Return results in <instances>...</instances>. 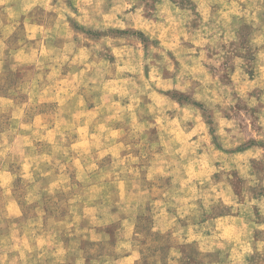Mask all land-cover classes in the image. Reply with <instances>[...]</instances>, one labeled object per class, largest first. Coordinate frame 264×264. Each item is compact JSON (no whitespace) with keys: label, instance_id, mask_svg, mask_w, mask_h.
Here are the masks:
<instances>
[{"label":"clouds","instance_id":"9594fccd","mask_svg":"<svg viewBox=\"0 0 264 264\" xmlns=\"http://www.w3.org/2000/svg\"><path fill=\"white\" fill-rule=\"evenodd\" d=\"M151 2V0H149ZM104 0H81L76 4L83 14V20H89L90 16L99 20L97 27H101L103 22L108 19H113L115 14L122 12L126 8H131L138 3V0H130L128 3H123L120 0L113 9V13L109 17H105L102 11ZM197 11L202 16V20L197 21L199 27L197 30L191 29V23L196 20L192 12L189 10L181 11L179 7L171 3V0H160L157 4V10L152 14L153 20L145 21L154 31H168L173 37L183 36L185 41L196 43L200 46L199 59H195L196 49L183 48L181 51L185 56L184 63L189 62L193 65L191 68H185L181 71L178 80L180 83L172 84L169 82V87H175L184 91L191 86V81H200L201 87L197 89L196 99H202L207 102L208 106L214 114V119L220 127L217 129L216 135L221 137L223 148H235L239 143H243L246 139L256 138L264 140V108L259 112V120L256 121V129L253 130L251 117L245 115L243 111L232 120L224 119V112L230 106H234L236 100L233 99L232 93L238 92L240 98L243 99L249 107H256L258 101L256 98H249L247 92L255 87L264 88V0H197ZM221 4L219 10L214 11V6ZM243 5V6H242ZM36 5L28 2V0H14L12 4L4 3L3 11L6 18L12 20L16 18V22L5 26L4 20L0 19V67L5 61H17L20 59H29L24 56L25 50L31 52V45L26 43L25 39L18 41L17 47L10 48L8 38L17 30L18 18L26 16L27 12ZM41 7L58 11L69 16L72 12L63 4V0L55 8H50L49 4H42ZM144 12L141 6L137 8L135 16H128L126 19H137ZM45 27L48 26L49 18L47 14L41 18ZM28 20L26 19L25 23ZM241 23L248 24L254 29V38L252 44L260 48L259 52V76L257 80L249 82L247 75L244 74L242 65L244 61L239 57L232 56L231 63L236 66V75L233 77L235 84L232 87L225 86L219 82V75L223 74L224 69L221 65L225 63L227 56L232 55L231 48L225 49L224 45H231L233 41H237V31ZM123 26V25H121ZM185 26H188L187 28ZM57 27L67 29L66 24L59 23ZM53 31L55 29H52ZM44 38L47 39L48 33L44 29H40ZM31 32V29H30ZM23 36L24 34L21 33ZM31 39V35L27 36ZM85 40L81 37V41ZM116 43L110 39L102 40L100 44L94 45L92 52L104 51L101 45ZM158 51L152 49V52ZM73 54V47L64 52L59 53L61 58L66 59L67 55ZM164 56V52H160ZM208 55L212 58L208 59ZM35 59V57H31ZM54 59L50 57L49 61ZM48 61H46L47 63ZM148 62V61H145ZM39 63V62H38ZM72 63H75L73 61ZM202 63L213 65L217 68L219 75L215 80L209 77V74L202 67ZM50 66H54L51 65ZM71 67V64L69 65ZM12 70L18 67V64L10 65ZM157 68H166L171 71L170 62L159 61L156 64ZM129 71H139V66L136 69H128ZM89 69H85V72ZM114 68H109L107 65L96 66L92 75L84 77L83 83L85 89L91 91H101L106 85L104 77L113 75ZM83 76V73H81ZM189 79H185V78ZM38 80L39 77L37 76ZM142 79V77H140ZM35 83V81L33 82ZM129 87L127 95L134 99L146 94L144 85H138L135 82H128ZM148 82H145L147 84ZM89 85L92 87L89 88ZM260 104H264V96L260 97ZM219 105V109H217ZM139 109V103H136ZM147 112L140 109V115H151L153 113H162L167 109L157 108L155 105L146 106ZM194 119L199 122L201 120L199 112L193 113ZM122 118V117H121ZM107 119H112L108 116ZM167 118L165 117V120ZM135 117H133V121ZM153 125H136L132 124V130L128 133L126 143L131 150L139 149V157L144 162V167L138 171H131V161L128 166H123L124 161L118 160L113 167L108 171H101L95 174L94 179L89 180L87 177L88 190H82L77 195L85 198V203L100 199L103 203L95 204L94 211L103 219H97L92 216V224H108L113 221H118L121 225L120 229V244L110 250L109 256L105 259V264H128L125 259L127 253H131L132 259L139 260L141 255L147 260V264H164L159 253L152 255L150 249L154 247L151 238L137 233L133 236L132 229L136 223V216L143 209L146 202L151 201L153 197L163 198V203L159 200L153 205L155 213L156 225L152 227V233L160 232L161 234L171 230V242L173 247L166 257V264H180V252L175 247L176 244L189 243L192 239L199 242L200 251L203 253L220 252V257L213 264H246L245 257L253 251V232L257 229L264 231V225H256L248 220L251 216V210L254 205L259 206L264 213V199L257 201L250 198L247 188L255 187L260 184L255 175H249L250 164L249 159H260L264 157V149H260L255 153L248 151L244 155L233 156L225 155L223 152H217L207 141L210 139L206 132L201 135L199 140L184 147L177 148L175 137L169 135L167 137V145L163 152L157 153L159 144L148 145L146 139H143L146 128ZM202 127V125H201ZM225 128L231 129L230 132L225 131ZM243 129V130H242ZM108 150H111L109 147ZM198 150L203 152V155L198 154ZM151 157V159H149ZM85 160V168L89 171L97 167L98 160L95 158L82 157ZM219 167H216V164ZM197 169L196 173L192 172V168ZM119 168V171L116 169ZM233 169H238L240 175L247 181L245 191L243 193V201L237 199L232 193V188L229 181L232 179L231 172ZM38 171L37 169H34ZM146 173L147 180L152 182V190L145 186L144 191L140 192L137 189L144 183L140 179V172ZM185 172L188 173V178L185 177ZM219 172L222 174L219 183L211 180L212 173ZM109 176L112 177L109 180ZM172 177V187L170 189H161V178ZM193 178L198 181L193 183ZM66 181V176H65ZM80 179V177H77ZM107 181V184H105ZM121 182L128 185V195L124 199H120V193L113 191L106 197H98L97 195H89V193L98 194L103 191L109 184L120 186ZM95 185H99L96 187ZM179 185V186H178ZM207 187H202V186ZM40 185H36L39 188ZM56 185H53L55 188ZM35 189H33V192ZM51 191V189H45ZM25 199L29 204L33 200H38V195H33L30 192ZM199 202V203H198ZM224 205L231 206V213H239L238 216L228 214L224 209ZM117 207L118 211L112 215L111 209ZM167 208L175 210V215H168L165 211ZM187 218V227H182L177 223V220ZM201 221H206L201 223ZM39 221H29V227L25 231L22 227L12 225V236L3 242L2 254H0V264H64L65 252L72 257L71 264H84L85 255L79 249V239L72 242L67 249L56 239V232L42 230L38 227ZM71 227V226H69ZM76 232L71 233L77 238L92 239L100 241L102 238L95 235H85L94 231V229H84L82 233L79 230V225L76 226ZM62 229H57L59 231ZM19 231H24L26 241L21 243L20 247L16 244V234ZM195 233V234H193ZM147 240V243L142 241ZM256 250L264 254V240L256 243ZM18 253V254H17ZM54 258V259H53ZM141 264H145L141 260ZM203 264H209L207 259H204Z\"/></svg>","mask_w":264,"mask_h":264},{"label":"rangeland","instance_id":"374dc122","mask_svg":"<svg viewBox=\"0 0 264 264\" xmlns=\"http://www.w3.org/2000/svg\"><path fill=\"white\" fill-rule=\"evenodd\" d=\"M68 1L70 6L71 0ZM118 2H120V0H104L102 7L103 13L105 14L109 11L113 13L111 9L113 6H116ZM128 2H130V0H123V3ZM159 2L160 0H151V2H149V0H138L135 6L118 12L113 19L105 20L101 27L95 26L94 29L83 27L75 22V18L68 15V29L65 31V29L60 28L58 31L65 33L70 32L71 35H75V38L62 52L66 54L70 46L73 47V50L77 47L82 48L83 52H79L78 55L79 69L73 70L77 67H74V63H72L75 58L73 56L74 53L72 55H67L66 59L61 58V56L52 55L54 59L51 60V63L55 68L51 72H22L15 73L14 75L9 73L10 77L8 76V78L5 79L6 81L10 80L11 88L13 87L16 94V99L22 105L23 103L26 105L30 100L32 102L28 110L25 105H21L22 107L17 109V112L13 114L14 122L11 121L12 118L6 117L3 119L1 127L5 128L12 125L14 128L26 130L23 128L24 125L21 123L18 124L21 119L18 118V116H20L23 111L27 113L29 119L34 118L39 112L47 115L45 122L46 128L43 129V127H41L39 130H36L37 136L35 138L32 137L34 145L33 142L27 140L28 137H25L24 140L23 137L20 138L23 141H21L19 145L23 148L22 151H26L18 152L16 158L22 159L24 155L30 156L25 162L26 166L14 169L11 168L9 170L10 172L13 171V173L19 177L18 184L15 185V191L21 198V203L25 209L41 210L44 205H46L51 209L53 220H55L54 218L59 217L61 210L70 216L75 214L77 208L78 210L82 209L84 212H88L89 210H94L95 204L103 203L104 201L100 199L87 203H85L84 197L83 199H75V193H80L81 187L85 185L84 188L86 189L83 190H88V185L85 184L86 180L84 178H88L89 175L86 174L88 170L81 167V155L83 154L84 157L93 156L95 159H99L101 167H104V171H108V165L114 160L113 156L105 154L104 151H99V147L120 143L128 149L125 150V152L132 151L139 154V149L131 150L128 147V143H126L128 133L132 130L133 122L136 125H153L145 129L142 138L146 139L148 145L159 144V148L157 149L158 154L163 152L167 145V135L169 136L170 134L167 133V135H165V131L168 132L169 129L173 130L179 126L177 123H171L169 118L178 113L186 117L192 116L193 112L191 110L182 111L181 108L185 104L194 106L195 111L199 112L200 116L204 118L203 121L208 131L213 132V121L210 115L211 109H208L200 103L193 102V99L186 93L181 92V90H164L166 85L163 84V82H165L166 78L169 79L181 73L179 71L181 62H179L180 60H178V58H185L181 49H191L190 46L193 45V43L185 41L183 36L173 37L168 31H154L149 24L145 23V21L153 20L152 14L157 10L156 6ZM224 2H231V0H224ZM171 3L179 7L181 11L189 10L192 12L196 20L192 21L191 29L197 30L199 27L197 21L202 20V16L197 11V0H171ZM141 6L144 8V12L140 17L137 19H126V17L130 15L135 16L137 8ZM220 7L221 4H216L214 6V11L219 10ZM44 16L41 10L36 11V17L42 18ZM185 27L187 28L188 26ZM251 31L252 28L250 25L241 23L236 33L238 38L237 41H233L231 45L223 46L225 49L231 48L232 50V55L227 56L225 63L221 65L224 71L220 76L222 81L227 84L229 72L234 66V64L231 63L233 55L242 57L248 64L250 76L253 75L250 66L253 52L246 45L247 37L250 35ZM81 37L85 38L83 42L81 41ZM105 39H110L116 43L112 44V46L103 44L101 47H103L104 51L93 54L90 49H93L94 45L100 44L101 41ZM51 42L55 41L52 39ZM152 49H157L158 51L152 52ZM51 51L54 52V48H51ZM161 51L164 52V56L160 55ZM47 55L45 57L43 54L37 58V63L39 62L38 67H43L46 61H49L51 55L48 57ZM165 57L167 58V62L171 64V71L166 68L156 67L157 62L165 61ZM208 57V59L212 58L211 55H208ZM98 63L100 65H107L109 68H114V72L113 75L104 77V84L106 87L99 91L103 98V102H101V106H98H100V109L103 111L99 110L97 113L90 114L88 107L94 106L95 104L91 103L88 105L86 102L82 103V98L80 97H86L89 92L85 89L83 83L84 77L92 75ZM70 64L71 67L69 66ZM205 65L209 70L211 69L213 73H215L214 70L217 69L215 66ZM138 66V72L128 70L129 68L136 69ZM86 68L89 69V71L85 72ZM66 70L71 73L67 74ZM81 73H83V76ZM37 76L39 77L38 80L36 79ZM140 77H142V79H140ZM185 79L188 78L186 77ZM63 80H66L65 84H62ZM34 81L35 83H33ZM50 82H53L51 84L52 88L43 87L45 84L49 86ZM128 82L144 85L146 94L135 98L136 102H134V99L127 95L129 87ZM145 82L148 83L145 84ZM73 94H77L78 98L74 99ZM39 96H41V99ZM233 99H235L234 96ZM67 102L69 103L67 104ZM137 102L139 103V109L136 107ZM148 105H155L157 108H166L167 110L162 113L156 112L151 115L146 114L141 116L140 109H144L145 112H147L146 106ZM79 109L80 111L82 110L81 112L85 115L80 120H67L57 117L59 110L63 111L60 113L61 115L63 114L64 116L66 114L70 116L72 113L79 112ZM241 111H243L245 115L253 118L255 109H250L244 101H236L235 105L230 106L225 113L228 114V116L236 117ZM108 116H111L112 119H107ZM133 117H135L134 121ZM139 117L141 119L140 122L136 120V118L138 119ZM165 117L167 118L166 120ZM25 119L28 120L26 117ZM155 119H157L156 125L154 124ZM40 123L44 125L43 120L40 121ZM187 123H190L189 120H183L181 126L188 128L189 125ZM77 126L80 128L82 127L81 129L83 132L77 131ZM156 128L161 133L160 135L164 134L163 139L162 136L159 138L160 135L158 131L156 132ZM95 129L99 131V140L95 141L93 139L87 141L88 139L84 138L85 144L84 147H82L80 144L82 142L80 133H84V137L88 131L92 132V130ZM255 129L256 125L253 124V130ZM48 130L51 131L50 136H43V133ZM29 132L31 133L32 130H29ZM45 137L47 138L46 140ZM9 140L10 138L6 141L0 140V145L9 144ZM215 142L217 143L216 140ZM82 148H87V150L80 151ZM3 154L4 153H2V155ZM149 159H151V157H149ZM121 160H123V158H121ZM127 163L128 162H126V164ZM254 165L255 167L253 166L251 171L257 172V169L259 170V168L256 167L258 164ZM37 168L38 171H35L34 169ZM260 172H264V169L260 168ZM184 175L188 178L187 172H185ZM29 176L33 179L40 178L43 180L42 182L39 180L40 182L30 184L28 182ZM65 176L66 181L64 179ZM77 177H80V179H77ZM221 177L222 174L219 172L212 173L211 180L219 183ZM231 177L232 179L229 181V184L232 188V193H235L237 199L242 202L247 181L240 175L237 169L231 172ZM44 179H49L50 181L44 183ZM36 185H40V187L36 188ZM53 185H56V187L53 188ZM59 186L62 187L61 191H58ZM202 187L207 186L205 185ZM6 189L7 187L0 188V193H5ZM33 189H35L34 192ZM45 189H51V191H45ZM246 190L250 194L251 199L257 200L264 196V183L257 184L255 187L247 188ZM103 191L104 192L101 191L98 194L89 193V195L94 194L98 197H102L104 195L103 193H105V190ZM30 192H32L33 195L39 196V199L33 200L31 204L25 199ZM43 192L47 195L43 196ZM48 193H50V195ZM224 207L226 206L224 205ZM227 207L229 209V205ZM251 213V216L248 217V220L251 222L257 223L261 220L264 221V213H262L259 206L254 205ZM261 214L262 217L260 216ZM71 218L74 217L72 216ZM100 219H103V217H100ZM148 219L149 217L143 218V220H141V223H143L142 225L147 226ZM10 222L11 220L3 221L0 219V227H6ZM67 222L70 224V221ZM254 256L258 258V264H264V254L258 252L255 253Z\"/></svg>","mask_w":264,"mask_h":264},{"label":"crops","instance_id":"0c3cea01","mask_svg":"<svg viewBox=\"0 0 264 264\" xmlns=\"http://www.w3.org/2000/svg\"><path fill=\"white\" fill-rule=\"evenodd\" d=\"M13 2L14 0H0V19L4 20L5 26H7L10 23L16 22V18H13L12 20L7 19L6 14L3 11L4 3L12 4ZM28 2H31L35 4L36 6L30 9L27 12L26 16H20L18 18L17 30L14 31L11 34V36H9L8 44L10 48H15L16 51L19 52L20 48L17 47L18 41L20 39H25L26 43L31 45V52L27 50H25L24 52V56L29 57V59L27 60L20 59L17 61L8 60V61H5L2 67H0V140L6 141L10 138L9 144L0 145V188L7 187L5 193L4 192L0 193V219L3 221L11 220V222L8 223L6 227L5 226L0 227V254H2L3 242L7 240L10 236H12V225H17L18 227H22L26 231L27 228L29 227L30 220L33 221V223H35V221L38 220L39 221L38 227H40L42 230L51 229L56 232V239L64 246L65 249H67L70 245H72V242L74 240L79 239V249L82 253H84L86 257L84 260V264H105V259L109 256L110 250L112 248L117 247L120 244L121 225L118 221H113L112 223H108V224L101 223V224L93 225L92 216H96L97 219H100V216H98L94 212V210H89L88 212H84L82 209L78 210V208L76 209L75 214H72L70 216L69 214L67 215L63 210H61V212L59 213V217L54 218L55 220H53V213L51 209H49V207L46 205H44V207L41 210H38V209L27 210L23 207V204L21 203V198L15 191L16 189L15 185L18 184L19 177L18 175H15L13 171L11 172L9 171L11 168L14 169L17 167L26 166L25 162L27 159L30 158V156L24 155L22 159L16 158L18 152L20 153V152L26 151V150L22 151L23 148L20 147L19 144L21 141L25 139V137H28L27 140H29V142H33V145H34V141L32 137L35 138L37 136L36 130H39L41 127H43V129L46 128L45 122L47 119V115L45 113L42 114L41 112H39V114H37L34 118L29 119L27 113H24L23 111V113H21V115L18 116V118H21L18 124L21 123L22 125H24L23 128H25L26 130L24 129L20 130L18 128H14L12 125L10 127H5V128L1 127L2 120L5 119L6 117L10 119L12 118L11 121L14 122L13 114L17 112V109H19V107H22L25 105L24 103L22 105L16 99V94H15V91L13 90V87L11 88L10 80L6 81L5 79L8 78V76L10 77L9 73L14 75L15 73H22V72H27V73L35 72V71L51 72L55 68V66H50V64L52 65L51 61H48L47 63H45L43 67H38L39 64L37 63V58L39 56H42L43 54L45 55V57L47 54H48L47 57L50 55L51 57L52 55L60 56L59 53L64 51L65 47L71 44V41L75 38V35L74 36L71 35L70 32L65 33L62 31L60 32L58 31L60 28L57 27V24L62 23V24L68 25L69 18L66 13L63 14V16L61 17L60 12L51 11V10L41 7L42 4H49L50 8H55L60 3V0H28ZM78 2H81V0H71V4L69 6V1L63 0V4L69 9L70 12H73V15L71 16L72 18H75L76 23L82 25L83 27L94 29L97 23H99L100 21L91 16L89 20L87 21L83 20L82 18L83 14L80 12V9L76 7V4ZM115 7L116 6H113L111 11H113ZM37 10H41L43 12V15L47 14V17L49 18V23L47 27H45L44 22L41 18L36 17ZM111 15L112 13H110V11L104 14L105 17H109ZM26 19L28 20L27 23H25ZM30 29H31V32H30ZM40 29H44V31L48 33L47 39L44 38V35L40 31ZM52 29H55V30L53 31ZM21 33H23L24 35L22 36ZM28 35H31L30 40L27 39ZM253 38H254V29L252 28L250 35L247 37V43H246L247 47H249V49H251L253 52L252 53L253 57L250 60L251 71L253 72L252 76H250L249 74V67H248L247 62L242 57H239L240 59L244 61V64L241 67L243 69L244 74L247 75L249 82L257 80L259 76L258 69L260 65V59H259L260 48L252 44ZM52 39L55 42H51ZM190 47L191 49H196L195 59H199L200 46L196 43H193V45H191ZM51 48H54L55 51L54 52L51 51ZM79 52L82 53L83 49L77 47L73 50V53H74L73 56L75 57L73 59V61H75L74 67L77 66L73 70L79 69L78 67L79 66L78 64ZM31 57H35V59H32ZM178 60H180L179 62H181V65L179 68L180 72L186 67L187 68L193 67V65L190 62L187 65L184 63V60H185L184 57H182V59L179 57ZM12 63L18 64V67L15 70H12L10 67ZM205 64L206 63H202V67L205 69V71H207V73L209 74V77L215 80L217 76L219 75L218 70L217 69L214 70V72L216 73L215 74L213 73L211 69L209 70ZM221 68L223 69V66H221ZM70 73L67 72V74H70ZM235 75H236V66L234 65L231 71L229 72L228 84L222 81L220 75H219V82L225 86L232 87L235 84V81L233 80V77ZM179 76L180 74L176 76H172L169 79L166 78L165 82H163V84L166 85V88H164V90L168 89V91H179L180 89L178 88L169 87V82H171L172 84L180 83V81L178 80ZM52 83L53 82H50L49 86H46L45 84L43 87L52 88V85H51ZM65 83H66V80H63L62 84H65ZM199 87H201L200 81L198 80L191 81V86L188 89L181 91V92L186 93L188 96H190L193 99V102L200 103L204 105L205 107H207L208 109H210L206 101L195 98V96L197 95V89ZM89 88H91V86H89ZM246 94L249 98L254 97L258 101L256 107H249L250 109H255L254 116L253 118H251V124L253 127V124L256 125V121L259 120L260 118L259 116L260 110L264 108V104L259 103L260 97L264 96V88L254 86L251 89V91L247 92ZM73 95H74V99L78 98L77 94H73ZM232 96H234V98L238 102L244 101L243 99L240 98V95L238 92L234 91L232 93ZM39 97L41 99V96ZM80 98H82V101H81L82 103L86 102V104L88 105L91 103L95 104L94 106H90L91 108L88 107L89 109L88 111L90 112V114L97 113L99 110L103 111L100 109L101 102H103V98L100 95L99 91L88 92L86 97L81 96ZM31 102L32 101L30 100L25 105L27 106V110ZM68 103L69 102H67V104ZM216 107L217 109H219L220 106L217 105ZM181 109L182 111L191 110L193 113L196 112L194 109V106H192L191 104H185ZM81 111L79 109V112L77 111L76 113H72V115L70 116L66 114L63 116V114L62 115L60 114L63 111L59 110V113H57V117H59L60 119L65 118L67 120L69 119L80 120L83 118V116H85L84 113ZM210 115H211V120L213 121V125H212L213 132L208 131V128L206 127L203 121L204 118H202L201 116H200L201 120L197 122L194 119L193 114L192 116L189 115L190 117H186V116H183V114L180 115V113H178L169 119L171 123L173 124L177 123V125L179 126H177V128L173 130L169 129L168 132L165 131V135H167L168 133L171 136L175 137V144L177 148L184 147L185 149H187L188 145H191L195 143L196 141H198L200 136L205 134L206 132L207 136L210 138L207 141V143L211 144L217 152H223L225 155L239 156V155H244L248 151H253L255 153L256 151L260 149H264V140H259L256 138L246 139L243 143H239L235 148H230V149L223 148L222 143H221V137L216 135L217 129L220 127V125L216 123L214 119V114L212 111ZM223 115H224L225 120H232L233 118H235V116H228V114H226L225 112ZM25 117L28 120H26ZM42 120H43L44 125H41L40 123V121ZM136 120H139L140 122L141 119L139 117L138 119L136 118ZM183 120L185 121L189 120L190 123H187L189 125L188 128L181 126L183 124ZM154 121H155L154 124L157 123V119H155ZM81 128L77 126V129H78L77 131L79 132L82 131ZM29 130H32V132L30 133ZM157 131L158 129L156 128V132ZM225 131L230 132L231 129L225 128ZM50 132H51L50 130L44 132L43 136H50ZM158 133L159 135L161 134L159 131ZM83 134L84 133H80V136L82 137L81 138L82 142L80 144L82 145V147H84L85 139H88L87 141L93 140V139L95 141H98L99 136H100L98 129L92 130V132L88 131L86 135H84V137H83ZM163 135H160L159 138L162 136V139H163ZM21 137H23V140L20 139ZM214 137L217 143L215 142ZM46 139L47 138L45 137V140ZM109 147L111 148V150H108ZM87 148H82L80 151L87 150ZM99 149H100L99 151H104L105 154H109L113 156L114 160H112V162L108 165L109 167L108 170H110L113 167L116 161L121 160V158H123L124 161L128 162L127 164L126 162H124L126 166H128L129 162L131 161V171L133 172L138 171L144 167V162L138 159L139 154L132 152V151L125 152V150H128V149L125 148L123 144L115 143V144H111L110 146L103 145L102 147H99ZM2 153L4 154L2 155ZM198 154L203 155V152L201 150H198ZM82 157H84L83 154L81 155L82 161H80L81 167L85 168V161ZM87 158L91 159L95 157L90 156ZM96 160H98L97 167L95 169H92L91 171L88 170V172L86 173L87 175H89L88 176L89 180L96 178L95 177L96 173L104 171V167H101V165L99 164V159H96ZM249 164L251 166L249 175H255L256 178L259 181H261V183H264V172H260V168L264 169V157L260 159H249ZM254 164H258L256 166L259 168V170L257 169V172L251 171L253 166L255 167ZM215 166L219 167V164L217 163ZM116 170L119 171V168H117ZM233 170H236V169H233ZM192 172L196 173L197 169L193 167ZM187 176H188V173H187ZM28 178H29L28 182L30 184L40 182L39 180H41L42 182L43 180L40 178L33 179L30 176ZM108 179L111 180L112 177L109 176ZM140 179L144 183L137 189V191H140V192L144 191L145 186H148L149 191H151L152 182L147 180L146 173L144 171L140 172ZM161 179H162V182L160 185L161 189H166V188L170 189L172 187V179H173L172 177H166V178H161ZM46 181H50V180L44 179V183ZM193 183L198 184V181L195 178H193ZM85 184H87V181ZM105 184H107V181H105ZM95 186L99 187V185H95ZM84 187H81V191L83 189H86ZM61 190H62V187L59 186L58 191H61ZM104 190H105V193H103L104 195L102 197H106L113 191H116L120 193V199L126 198L128 195V191H129L128 185L123 184V182H121L120 186L109 184ZM48 194L50 195V193ZM42 195L46 196L47 194L43 192ZM77 195L78 193L76 192L75 193L76 200H78ZM233 195L236 196L235 193H233ZM79 199H83V196H80ZM262 199H264V196L258 198L257 201H260ZM158 200L161 203H163V198L157 196V197H153L151 201H148L144 204L143 209L139 211L136 216V223L132 229V232H133L134 237L136 236L137 233H141L144 236L151 238L154 247L150 249V253L152 255L159 253L162 261H164V264H166V257L173 247V244L171 242V230L163 234H161L159 231L156 233H152L151 231L152 227L156 225L153 205ZM225 206L226 207L224 208L227 209L225 210L228 212V214L233 215V216L239 215V213H231L230 205H229V209L227 207L228 205H225ZM117 211H118V208L113 207L111 209L112 215H115ZM165 211L170 216L175 215V210L172 208H167L165 209ZM72 216L74 218H71ZM260 216L262 217V214ZM146 217H149V219L147 220L148 221L147 226L142 225L143 223H141V220H143V218L145 219ZM84 218H86L87 220ZM67 221H70V224ZM204 222L206 221H201V223H204ZM177 223L180 224L182 227L188 226L187 218H184L183 220H177ZM254 224L264 225V221L261 220L260 222H257ZM77 225H79V230L82 233L84 232V229L86 228L94 229V231L84 233V234L90 235V236L91 235L100 236L102 239L100 241H96L92 239L85 240L82 237L77 238L76 236L71 234V233L76 232ZM57 229H62V230L56 231ZM262 240H264V231H261L259 229L255 230L253 232V241H254L253 251L251 254H248L245 257L246 264H258L259 263L258 258L254 255L255 253H258V251L256 250V243ZM24 241H26V237L24 236V231L17 232L16 234L17 247L19 248L21 243H23ZM142 243H147V240L142 241ZM175 247L181 254L180 264H203L204 259H207L209 261V264H213V262L217 261L220 257L219 251L210 252V253L201 252L199 248V242L195 239H192L189 243L176 244ZM125 259L128 262V264H141V260H143L145 264H147V260L145 259L143 255H141L139 260H136V259H132L131 253H127L125 256ZM71 260H72V257L66 251L65 257H64V264H71ZM48 264H51V262L49 261Z\"/></svg>","mask_w":264,"mask_h":264}]
</instances>
